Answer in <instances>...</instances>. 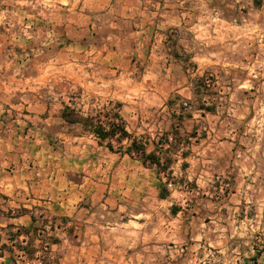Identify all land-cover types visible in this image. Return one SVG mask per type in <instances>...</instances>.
Listing matches in <instances>:
<instances>
[{
    "label": "crops",
    "instance_id": "0c3cea01",
    "mask_svg": "<svg viewBox=\"0 0 264 264\" xmlns=\"http://www.w3.org/2000/svg\"><path fill=\"white\" fill-rule=\"evenodd\" d=\"M71 1L64 3L59 16L54 6H46L48 19L41 18L46 11L37 5L38 16L32 22L25 11L19 21L0 15V230L9 225L34 228L38 215L79 220L80 259L99 264L104 241L111 235L110 223L101 214L109 203L104 201L106 183L124 189L118 195L132 199L138 183L152 184L157 201L170 199L159 198L156 169L112 153L81 124L62 118L66 106L88 115L78 108L76 91L119 101L122 88L129 92L138 86L139 75V85L152 98L161 94L162 103L151 100L147 116L134 112L129 119L122 105L119 112L127 130L148 142V152L169 134L165 152L176 141L171 133L177 125L168 100L175 94L190 102L186 111L192 117L177 129L182 143L171 154L176 162L169 188L191 185L193 192L204 190L203 195L218 191L216 199L211 195L200 204L195 200L193 209L187 202L172 204L181 207L172 215L177 228L187 235L233 236L232 224L244 220V80H237L233 93L221 98L226 101L216 104L215 113L198 110L193 88L196 77L229 72L225 67L231 54L221 58L224 68H215L221 64L213 60L214 53L201 49L204 44L198 37L172 36L184 16L166 0H83L77 7ZM186 56L187 68L182 59ZM208 99V104L214 103ZM121 200L117 199L120 211L126 208ZM10 212L19 216L9 218ZM136 223L131 213L113 222L112 250L130 254L136 245ZM10 263L6 255L0 257V264Z\"/></svg>",
    "mask_w": 264,
    "mask_h": 264
},
{
    "label": "rangeland",
    "instance_id": "374dc122",
    "mask_svg": "<svg viewBox=\"0 0 264 264\" xmlns=\"http://www.w3.org/2000/svg\"><path fill=\"white\" fill-rule=\"evenodd\" d=\"M80 1L83 0H72L71 4L77 7ZM65 2L69 4L70 0H41L40 4L38 0H0V15L6 16L4 20L19 21L22 11H25L26 20L32 22L35 20L33 16H38L37 5L44 6L46 12L42 13L41 18L48 19L46 6H54L59 16ZM166 3L178 6L184 16L183 25L174 28L172 36L185 40L198 37L204 44L201 49L214 53L216 57L213 60L221 64L215 68H224V59L221 61V58L231 54L225 67L229 72L219 71L206 77L213 81L210 87L213 97L208 100L215 105L225 103L226 99L221 98L233 93L237 80H244V220L232 224L233 236L225 234L216 237L213 233L206 236L187 235L185 230L183 232L177 228L178 223L172 218V204L187 202L190 204L188 208L193 209L195 200L200 204L203 198L210 199L211 195L216 199L214 193L218 191L211 190L209 195H203L204 190L193 192L191 185H178L174 187L169 200L160 202L156 200L155 186L152 184L138 183L132 199L128 194L118 195L119 191L125 190L109 181L104 193V201L108 200L109 203H105L107 208L102 207L101 214L108 219L111 229L119 216L135 215L137 223L133 228L136 245L130 254H118L112 250L115 232L108 229L110 240L104 241L106 250L101 254L99 264H264V0L262 7H256L254 0H166ZM135 79L138 86L131 87L134 90L129 92L122 88L119 101H112L107 96L87 97L80 91H76L73 97L85 114L102 113L103 117L107 113L111 118L114 111L119 110L117 104H122L127 107L123 112L128 119L134 112H140L142 117L147 116L146 112L150 109L146 105L151 100L162 103L161 94L152 98L139 85L142 78L138 75ZM219 88H224L222 93ZM155 109L162 110L159 107ZM119 197L122 199L121 206L126 207L122 211L117 208ZM17 215L19 212L8 214ZM37 221L36 227L40 231L29 237L32 240L24 235L13 238L17 229L6 227L0 230V257H13L16 264L86 262V259H80L81 253L77 249L82 244L79 220L72 222L64 217L38 215ZM54 240L59 243L54 245ZM27 243L28 253L15 247L16 244L26 247ZM124 248H127L126 245ZM34 251L36 253L30 255Z\"/></svg>",
    "mask_w": 264,
    "mask_h": 264
},
{
    "label": "trees",
    "instance_id": "16d2710c",
    "mask_svg": "<svg viewBox=\"0 0 264 264\" xmlns=\"http://www.w3.org/2000/svg\"><path fill=\"white\" fill-rule=\"evenodd\" d=\"M254 1L256 7H262L263 0ZM182 59L184 63H186L185 66L187 68V63L189 62L190 57L186 56L182 57ZM193 84L194 95L198 101V110H202L207 113H215L216 105L214 103L208 104L205 101L206 98L213 97L212 90L206 84V77L203 76L194 78ZM184 104H188L191 106L190 102L186 101L179 95L174 94L168 100L169 108L171 110H174L172 117L177 125L174 126L171 133L176 137V141L172 144H169L170 146L165 152L163 150L169 143V134H165L160 138L158 142L154 144V151L148 152V142L142 139H138L127 130V124L120 114L119 110L114 111L110 118V115H108L107 113L103 117L102 113H98L97 115L88 114L87 116H85L80 114L76 110V108L66 106L62 112V118L69 124H81L84 130L95 135V137L99 141L100 146L106 147L112 153H121L128 155L132 158L138 159L143 164V166L156 169L159 179V198L162 200H166L169 199L172 195V191L169 188V183L172 180V173L170 172V170L176 162L171 154H175L179 150L182 143L179 139L180 132L177 129L180 128L185 118L192 117V114L186 111V107ZM121 106L122 104H117L118 109H120ZM186 167L187 165L184 164L183 168ZM163 175L168 178L166 182L163 181ZM193 188L196 189V186H193ZM180 211L181 207L174 205L171 209V214L176 216ZM18 216L19 215L8 217L16 218ZM33 221L34 223H36L37 220L35 217L33 218ZM8 229H15V227L13 225H9ZM38 231H40L38 227H34L31 229L19 228L17 233L13 234V238L15 237V239H17L23 235L26 238H29L32 236V234H37ZM29 240H32V238H29ZM58 243V240L53 241L54 245ZM3 247L7 249L6 245H3ZM15 247L19 251H26V253H28L29 243H27L26 247L22 244H16ZM35 253L36 252L34 251L33 253H30V255L33 256ZM10 259V264H16L15 258L12 257Z\"/></svg>",
    "mask_w": 264,
    "mask_h": 264
},
{
    "label": "built area",
    "instance_id": "2783aa9c",
    "mask_svg": "<svg viewBox=\"0 0 264 264\" xmlns=\"http://www.w3.org/2000/svg\"><path fill=\"white\" fill-rule=\"evenodd\" d=\"M212 82H213L212 80L206 79V84H207L208 87H211V85H212L211 83ZM213 86H215V85L213 84ZM184 105H185L186 109H191L190 105H188V104H184Z\"/></svg>",
    "mask_w": 264,
    "mask_h": 264
}]
</instances>
